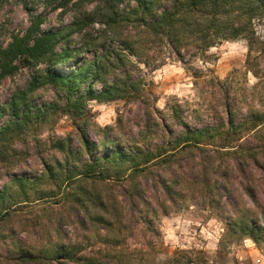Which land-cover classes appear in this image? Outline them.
Instances as JSON below:
<instances>
[{
    "label": "trees",
    "instance_id": "trees-1",
    "mask_svg": "<svg viewBox=\"0 0 264 264\" xmlns=\"http://www.w3.org/2000/svg\"><path fill=\"white\" fill-rule=\"evenodd\" d=\"M51 3H56L63 12H73L74 20L68 27L44 30L45 18L32 15L23 34H13L6 46H0V82L13 75L20 65L46 64L33 75L26 89L14 93L9 105L0 107V118L8 115L0 123V160L20 157L24 151L14 147L15 137L47 119L52 105L31 103L35 91L42 87L54 88L63 95L62 111L73 116L76 144L70 137L52 138L49 145L39 141L38 157L44 160L43 154L51 150L60 156L50 155L44 162L45 168L35 176L13 175L0 189V264H126L118 238L123 215L133 222L151 224L150 219L160 213L178 211V199H183L185 189L200 191L204 198L216 201V208L227 210L228 226L259 241L264 235V211L263 223L258 224L252 211L237 201L236 198L242 197L235 181L238 178L250 181L251 168L264 172V111L252 108L244 120H238L240 108L230 91L231 79L230 85L215 80L223 88L224 114L201 128L189 125L180 106H172L170 113L173 121L183 127L178 130L147 104L145 121L137 124V136L132 129L125 134L123 119L118 118L115 126L98 128L94 138H90L85 107L90 100L104 103L126 96L142 99V79L134 78L131 68L126 66L131 63L129 56L145 59L149 42H154L152 37L157 42L167 41L171 52L180 58L183 51L199 52L240 38L247 39L251 49L256 35L255 21L264 22V0H51ZM92 3H96L95 8L86 11V6ZM96 22L104 25L105 39L119 41V46L99 50L100 36L93 38L92 43L71 48L74 34L82 35ZM92 47L95 49L92 60H78L77 66L68 72L59 69ZM116 69L125 72L111 81ZM99 84L101 90L96 89ZM250 135H254L252 140L248 139ZM242 189L257 201L255 185L244 183ZM222 198L228 201H221ZM64 204L68 206L62 213L58 205ZM26 207L37 208L31 210L35 216L31 224L21 213ZM75 223L95 232V242L113 244L115 251L80 253L75 244H66L64 225ZM53 224L55 230L51 231L49 227ZM16 225L22 226L25 238L19 237L21 232ZM104 229L107 234L103 235ZM32 237L36 238L35 246L29 244ZM83 237L91 242L86 234Z\"/></svg>",
    "mask_w": 264,
    "mask_h": 264
},
{
    "label": "rangeland",
    "instance_id": "rangeland-1",
    "mask_svg": "<svg viewBox=\"0 0 264 264\" xmlns=\"http://www.w3.org/2000/svg\"><path fill=\"white\" fill-rule=\"evenodd\" d=\"M25 2L31 8L30 11ZM95 6L96 3L87 5L86 11L93 10ZM38 14L45 18L42 25L44 30L66 28L74 20L73 12H63L56 3H51V0H0V46H6L13 34H23L31 24L32 15ZM255 29L256 35L251 49L249 41L240 38L225 40L199 52L183 51L181 58L171 52L167 41L157 42L152 37L154 42L148 44L149 52L144 59L146 61L129 56L131 63L126 66L131 68L134 78L142 79V99L133 100L126 96L104 103L88 101L85 113L89 116L90 138H94V131L98 128L115 126L118 118L123 119L125 134L131 133L132 129V134L137 136V124H143L145 121L147 104L155 108L157 115L164 117L167 124L175 125L178 130L183 127L171 118L172 106H180L190 126L201 128L207 123H214L225 110L223 88L216 85L217 80L227 82L228 85L229 80H232L230 91L235 98L234 103L240 108L238 120H244L252 108L264 111V22L256 20ZM104 30V25L96 22L87 27L82 35L74 34L70 47L78 48L86 42L92 43L93 38L100 36L101 42L97 43L99 50L118 47L119 41H111L110 37L105 39L102 35ZM84 37L87 38L84 40ZM92 50L93 47L73 61L61 65L59 69L68 72L77 66L78 60H92L95 49ZM45 67L44 63L29 67L20 65L13 75L3 78L0 82V107L9 105L14 93L26 89L33 75ZM123 72L125 69H116L110 80H114L117 75L122 76ZM101 88V84L96 86L97 90ZM31 103L52 105V108L49 109L47 119L34 123L28 127L25 134L15 137L14 147L24 151L20 157L0 160V189L13 175L35 176L45 168L44 162L50 155L60 156L57 151L51 150L43 154L44 160L38 157L36 152L39 141L48 142L49 145L52 138L70 137L73 144H76V138L73 136L76 133L73 116L62 111L65 100L61 93L51 87H42L35 91ZM7 119L8 115L5 114L0 118V123ZM121 127L119 126V131L124 135ZM253 136L250 135L248 139L252 140ZM28 151L30 153L26 154ZM250 172V181L241 178L235 181V187L242 197L241 200L239 197L236 199L252 211V216L258 224H262L264 172L254 168H251ZM244 183L257 187V201L254 202L244 193ZM183 196V199H178V211L173 210L168 215L160 213L158 217L150 219L151 224L133 222L123 215L122 230L119 231L118 238L121 239L126 264H264V235L256 241L242 234L239 229L228 226L227 210L216 208V201L204 198L200 191L195 193L185 189ZM214 196L216 200L217 194ZM225 200L227 199L222 198L221 201ZM67 206L58 205V209L65 213ZM35 209L37 208L26 207L21 212L30 220V224L35 217L31 210ZM77 224L64 225L63 231L65 230L68 237L66 244H75L80 253L100 254L115 251L113 244L95 242L96 233L86 231ZM16 226L21 232L19 237L25 238L27 234L21 231L22 226ZM55 226L56 224H53L49 229L53 231ZM75 226L79 228L76 230ZM101 233L107 234V230H101ZM85 234L91 239L90 243L84 240ZM29 244L35 246L36 238L32 237Z\"/></svg>",
    "mask_w": 264,
    "mask_h": 264
}]
</instances>
